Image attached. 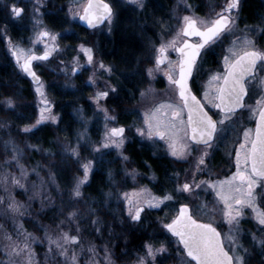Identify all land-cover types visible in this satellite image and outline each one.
Instances as JSON below:
<instances>
[{
  "label": "rangeland",
  "instance_id": "obj_1",
  "mask_svg": "<svg viewBox=\"0 0 264 264\" xmlns=\"http://www.w3.org/2000/svg\"><path fill=\"white\" fill-rule=\"evenodd\" d=\"M4 1L9 5L13 19L30 32L25 39L16 43L12 42L10 37L5 36V41L12 52L19 47L26 53L28 50H31V54L47 50L52 54L51 60L35 62L42 79L38 84H32L37 112L35 120L30 124L36 126L31 130L42 125L57 126L65 119L62 129L66 131L63 133H74V135L72 139L59 144V154L65 159L59 161L58 164L62 166L65 160L67 164L69 162L71 165L78 166L79 172L72 174L67 188L65 187L61 192V187L57 185L52 172L50 180L43 174L31 171L21 163L20 159L24 154L22 148L10 141L7 142L6 146L12 153L7 159L11 167H5L6 170L0 172V198L3 199L0 203V264H26V253L12 254L11 247L14 244L22 247L25 236H28L32 251L31 264H41L37 253L39 245L43 249L44 264H73L71 259H66L59 254V249L55 244L50 245L49 237L55 240L61 232L76 235L77 228H79V243L67 246L69 257L75 251L76 264H115V259L112 257V250L116 246L115 238L118 236L123 240L128 239L126 234L118 233V228L113 227L114 222H117L119 212L122 213V224L128 221L133 225L124 193H128L140 205H146L147 210L165 209V216L169 206H172L170 212L175 215L177 205L187 198L194 199V202L204 210L212 204L215 209L225 211L223 203L212 187L201 184L198 190L193 189L191 192H178L176 189L185 182L191 184L196 175H198L197 183H199L200 181L225 180L235 173L236 152L240 150V144L244 142L245 131L252 130L249 135L253 136L257 116L252 113L251 109L256 106V100L264 96V67L261 64L254 78H250L247 82L248 94L244 107L236 112L230 121H225V131L222 134L218 132L212 146L207 148L205 166H201L200 171H196V162L205 146L190 144L186 157L177 158L171 155L167 139L161 140L155 135L151 138L147 135L141 136L137 129H146L145 113H150L159 103H181L177 87L169 82L164 71L154 70L151 76L148 74L149 68H155L157 49L160 44L167 43L176 37L182 27L184 16L204 22L213 20L221 7L226 5L227 0H207L208 13L205 17H200L195 13L190 0H167V3L166 1L162 4L157 3L159 4L157 8L149 6L153 5L152 0H141L143 7L133 3L132 0H109L114 6L111 24L106 21L104 25L87 32H83L79 24V16L86 0H66L62 3H55L52 0ZM13 5L23 9L20 16L13 15L11 11ZM51 16L56 17L57 20L52 19L51 22ZM234 17L235 25L231 26L230 31L223 32L213 46L214 48L208 51L211 53L209 57L214 64L205 63L204 53L196 72V87L201 100L217 120L221 118L220 110L214 108L209 101L214 99V93L222 79L217 82L212 80V77L217 73L221 76L224 74V57L230 55L229 49L242 50L246 47L245 41L251 40L255 49L264 51V46L259 43L260 27L257 25L241 26L238 23L239 14L235 13ZM42 31L55 35V40L49 37L37 39ZM121 33L136 39L140 47L134 49L130 61L126 56L117 54V35ZM180 43L181 40L178 39L177 46ZM81 45L92 49L91 63H88L87 55L81 50ZM167 55L174 64L179 59L177 52L172 49L168 50ZM13 57L20 65L24 61L23 57L19 61L15 56ZM101 63L106 67H111L112 71L107 72L100 68ZM161 68L167 70V64L162 65ZM38 88L40 91H37ZM100 91H107L108 96L97 101L96 94ZM205 92L209 94L208 100L205 99ZM134 93L135 97H133ZM141 93L144 95L142 96ZM58 95L67 96L69 99L67 98L66 103H62L58 100ZM45 99L48 101L47 105L44 103ZM62 106H66L65 117L64 114L61 115ZM42 109H50L44 111L43 114L56 119H45L37 124L36 122L41 119ZM102 109H107V115L115 119L106 120ZM183 119L187 121L186 111L183 113ZM0 125H2L0 126L1 131H7L6 123L0 121ZM113 127L125 129L123 146L120 149L114 146L101 147L106 131ZM177 139L178 141L182 139V135ZM131 143L150 150L153 159L161 158L170 163V167L165 165L164 177L166 178L163 183L160 185L158 182L156 185V189H160L159 192L153 187L156 180L154 172L149 170L147 175H143L135 167L127 152ZM13 147H15V152ZM72 148H78V159L71 154L70 149ZM94 148H99V151H93ZM14 156L15 159H13ZM125 156L127 159L123 158ZM220 158L226 161V166L231 169L230 174L222 175L212 170L211 165L220 162ZM89 160L92 161V168L88 174V180L80 188L81 196L74 197L72 190L77 180L84 176L81 164ZM179 162H184V165L182 166ZM109 163L112 165L111 169L109 168V178H106L108 188L103 193L101 202L98 201L99 206L89 197L86 186L90 184L93 170L99 164L108 166ZM21 167L27 173L26 176L21 174ZM52 167H54L53 162H51ZM13 176L20 180L23 187L12 184ZM4 177L8 178L7 183L3 182ZM262 185H264V180H258L254 188L255 204L260 212H264V187ZM166 195L172 198L164 200L159 207H148L145 203L152 197L162 198ZM13 199L20 206L19 212H13L8 207ZM58 200L64 201V204ZM50 204L52 209L64 205L68 208L67 211H63L60 224L44 226L42 235L27 231L24 228L23 218L31 213L34 205L40 208V206L47 207ZM106 206L112 207L110 214L104 210ZM72 211H75L77 215L74 219H69L68 213ZM242 211L257 218V212L250 207H244ZM57 212L59 216L62 214L60 210ZM118 219L120 221L119 217ZM85 228L93 231L92 234H85ZM6 235L11 236V241L5 238ZM90 248H93L94 252L89 251Z\"/></svg>",
  "mask_w": 264,
  "mask_h": 264
},
{
  "label": "snow or ice",
  "instance_id": "obj_2",
  "mask_svg": "<svg viewBox=\"0 0 264 264\" xmlns=\"http://www.w3.org/2000/svg\"><path fill=\"white\" fill-rule=\"evenodd\" d=\"M132 2L143 7L141 0H132ZM239 3L240 0H227L222 11L216 14V18L207 22L198 21V19L190 16H184L182 27L176 37L167 43H161L157 49L158 55L156 56L155 68L148 69L150 76L154 70L165 72L169 82L177 87L181 103H159L150 113H145L146 129L138 128L137 132L141 136L147 135L149 138L155 135L161 140L167 139L171 155L177 158L186 157L189 153L190 144H203L205 148L197 159L196 171H200L201 166H205V157L208 155L207 148L212 146V142L216 139L218 132L222 134L225 131V121H230L235 115L236 110L244 107L243 98L248 94L246 83L248 78H254L257 63L259 62L264 67V51L256 50L253 46V41L246 40V47L242 50L229 49L230 55L224 57V74L221 76V74L217 73L212 77V80L217 82L221 79L223 80L222 85L214 93V99L209 101L214 108L220 110L221 118L219 120H214L204 110V106L192 95L191 89L188 86V79L191 76L192 67L200 54V50L206 44H209V42H214L223 32L231 30V26L235 25V17L232 13L234 10H238ZM11 11L14 16H20L23 13L22 8H17L14 5ZM82 12L83 15H80V19L87 21L90 27H96L97 24L104 21L111 24L113 9L104 0H87V3L82 6ZM191 36L199 37V42L190 43L187 39H183V37ZM44 37H49L53 41L56 38L50 32L42 31L38 34L37 39ZM178 39L181 40L179 46H177ZM169 49H172L179 55V59L175 64L168 59L167 53ZM81 50L87 55L88 63H91L93 59L92 49L81 45ZM12 55L17 58V61L23 57L24 63L21 67L38 81L35 73L31 70V61L46 60L50 52L46 50L43 56H35L31 54V50H28L26 53L24 49L17 47L13 50ZM165 64H167V70L161 68ZM100 68L105 69L107 72L112 71L111 67H106L103 63L100 64ZM37 91H40V89L38 88ZM141 95L143 96L144 93H141ZM204 95L205 99L208 100V92H205ZM107 96V91L97 92L96 100L99 101L101 98ZM5 103L8 107L14 106L11 98H8ZM44 103L47 105L48 101L45 99ZM185 109L187 110V121L183 119ZM46 110L50 109L41 110V119L36 122L37 124L45 119H56L53 116H45L43 113ZM102 111L105 112L106 120L115 119V117L107 115V109H102ZM251 111L258 117V122L254 136L250 137L249 135L252 130L245 131L244 133V142L240 144V150L236 152L235 173L225 180L215 182L200 181L196 183L195 180H193L192 184L185 182L176 189L178 192H191L193 187L199 188L201 184L214 188L216 196L219 197V200L224 205V214L230 224L233 222L238 224V218L241 216L242 209L250 207L257 212L259 224L264 225V212L257 210L255 204L256 196L254 194L257 181L264 180V96L256 100V106ZM35 126L26 125L23 131L29 132ZM189 128L191 129L190 134ZM124 132L125 129L123 127L108 129L101 147L114 146L120 149L124 143ZM181 135L182 139L178 141L177 138L181 137ZM13 151L15 152V147H13ZM93 151H99V148H94ZM70 152L74 157L79 158L78 148H72ZM123 158L127 159L126 156ZM13 159H15V156ZM81 167L84 171V176L77 180L72 190L74 197L81 196L80 188L88 180L92 161L89 160L82 163ZM21 174L23 176L27 175L22 167ZM7 179V177H4L3 182L7 183ZM12 184L23 187V184L15 176L12 177ZM124 198L128 202V212L131 219L135 221L140 220L141 212L144 210L143 207L137 201H134L128 193H124ZM171 198L170 195L162 198L152 197L145 203H147L148 207H159L160 203ZM2 202L3 199L0 198V203ZM8 207L13 212H19L20 206L14 199L11 200ZM76 215L75 211L68 213L69 219H74ZM93 223L96 222L93 221ZM165 227L179 238L184 249L187 250V255L192 257L197 264H245L244 256H232L224 250L220 233L211 224H200L193 220L188 215L187 206L182 207L180 215L171 223L166 224ZM5 238L11 241V236L6 235ZM79 239V228H77L76 235L61 232L55 240L49 237V242L50 245L55 244L61 256L71 259L73 264H76V253L73 251L69 257L67 246L78 244ZM253 239L256 240L255 237ZM229 240L232 241L233 237L230 236ZM257 242L264 248V239ZM11 247L12 254L20 255L21 253H26V264H31L32 251L28 243V236H25L22 247L15 244ZM146 249L147 255L153 260L157 253L166 251L163 246L153 250L151 245H146ZM89 251L94 252V249L90 248ZM244 251L247 252L246 249ZM140 264H145L143 258L140 259Z\"/></svg>",
  "mask_w": 264,
  "mask_h": 264
},
{
  "label": "trees",
  "instance_id": "obj_3",
  "mask_svg": "<svg viewBox=\"0 0 264 264\" xmlns=\"http://www.w3.org/2000/svg\"><path fill=\"white\" fill-rule=\"evenodd\" d=\"M52 1L55 3H62L66 0ZM165 1L167 3V0H152L151 2L153 5L149 6H151V8H157L159 6L157 3L162 4V2L165 3ZM190 1L195 8V13L200 15L208 13L207 0ZM50 19L51 22L53 21L52 19L57 20L54 16H51ZM238 23L241 26L257 25L260 27L259 43L264 46V0H243ZM81 30L85 32L82 27ZM29 34L30 32L26 27L20 26V23L13 19L7 2L0 0V121L8 125L7 131L0 130V172L11 167L7 159L11 157L12 151L6 146L7 142L10 141L22 148L24 152L20 159L22 164L28 169H31V171L33 170L36 173L47 176V179L50 180L52 172L62 192L65 187L67 188L72 174H78L79 172L78 166L71 165L69 162L67 164L65 160L62 166L58 164L59 161L65 159L59 154V144L64 143L68 139H72L74 133H63V131H66V129H62L65 119L57 126L42 125L29 132L23 131L24 127L30 125L36 118L37 109L34 93L31 81L23 74L21 66L15 61L12 50L5 41V36L10 37L11 41L16 43L25 39ZM217 40L207 46L203 52V54L205 53L206 55L207 62L205 61V63L207 64H214V61L209 57L210 52L208 51L214 48L213 46L218 42ZM138 47L137 40L132 39L129 35H125V33L117 35L116 48L118 49V55L126 56L130 61L132 60L134 49H138ZM214 51L216 50L214 49ZM57 97L62 103H66L69 99L67 96L58 95ZM8 98L12 99L14 103L13 107H8L6 105L5 101ZM65 107L66 106L61 109V115L64 114V117L66 116ZM127 152L133 160L135 167L143 175H147L149 173L148 171L152 170L157 179L164 177L165 165H168V163L161 160V158H158V160L155 158L153 159L150 150L140 148L137 144L131 143L127 148ZM51 162H53L54 166L52 168ZM106 165L107 164H99L98 167L93 170L90 184L86 186L89 197L97 204L98 201L101 202L103 193L106 191V188H108L106 178H109V170L111 169L112 163H109L108 166ZM58 201L64 204V201ZM98 205L100 206V204ZM58 210L62 213L60 216L58 215ZM64 210H68L66 205L56 209H52L51 204L47 207L40 206V208L34 205V208L31 209V213L23 218L24 228L29 232L42 235L44 226L60 224ZM104 210L110 214L112 207L106 206ZM116 219L117 222H114V229L118 228L120 225L118 218ZM92 232L93 231H90L89 228L84 229L85 234L87 233L90 235ZM125 234L126 237L130 238L127 233ZM128 240L131 241V239ZM39 246L41 247V245ZM40 247L39 250L37 249V253L40 263L44 264L43 249ZM119 254L120 252L115 246L112 250L113 259L117 260L116 257H118Z\"/></svg>",
  "mask_w": 264,
  "mask_h": 264
},
{
  "label": "flooded vegetation",
  "instance_id": "obj_4",
  "mask_svg": "<svg viewBox=\"0 0 264 264\" xmlns=\"http://www.w3.org/2000/svg\"><path fill=\"white\" fill-rule=\"evenodd\" d=\"M109 1V0H108ZM243 0H240L238 10H234L232 15L234 16L235 13L240 14V8ZM225 4L221 7V9L217 12H221L224 8ZM216 13V14H217ZM197 14V13H196ZM215 14V15H216ZM200 17H205V15H200ZM81 26V25H80ZM199 26V25H198ZM85 32L94 30L87 29L81 26ZM223 34V33H222ZM221 34V35H222ZM220 35V36H221ZM219 36V37H220ZM185 39H190L189 37H185ZM193 42H198L199 37L191 38ZM206 49V48H205ZM178 54V53H177ZM201 56L197 64L195 65L193 75L191 77V87L192 90L200 97L197 85V68L201 61ZM179 56V55H178ZM51 60V56L49 58ZM34 68L36 69L35 63ZM136 93V92H135ZM133 94V97L136 94ZM211 111V110H209ZM212 112V111H211ZM254 136V133H253ZM214 142V141H213ZM212 142V143H213ZM204 146V145H200ZM226 149V148H225ZM166 161L165 159H162ZM220 162L213 163L211 165L212 170L221 173L222 175H228L231 173V169H228L226 161L220 158ZM167 162V161H166ZM168 165L170 164L167 162ZM182 166L184 162H179ZM224 164V165H223ZM170 167V166H169ZM221 170V172H220ZM166 175V174H165ZM197 177H193V180L197 183ZM157 179L155 182V191L159 192L160 189H156V185L159 182L160 185L163 183L164 179ZM193 180L191 184L193 183ZM157 181V182H156ZM194 190H198L199 188L193 187ZM195 200L192 198H187L183 200L181 204L177 205V211L172 214L170 211L169 206L167 210V215L165 216V209H149L147 210L146 205H141L143 207V212H141L140 220L138 221H131L133 225L126 221V224H122V213L119 212L117 218L118 222L120 223V228L118 227V233H127L131 239L130 240H123L122 237H116L115 245L117 250H119L120 254L118 255L117 260H115V264H140V259L143 258L145 264H196L195 261L190 259L185 252L182 244L179 242L178 237H176L171 231H169L165 225L171 223L179 213L180 206L186 205L189 207L191 215L202 222H206L211 224L215 227L221 234L223 244L227 251L232 255H241L245 257V264H264V248L257 242L261 239H264V227L259 224L258 219L253 216L249 215L246 211L241 212V216L238 218L239 223L233 222L230 224L228 222V218L225 216V211H219L215 209L212 204L206 207L204 210L199 204L194 202ZM177 204V203H176ZM175 207V206H174ZM114 214V212H112ZM166 217H171L170 219ZM124 219V218H123ZM169 219V220H168ZM233 237V240L230 241L229 237ZM256 238V240L253 239ZM146 245H151L153 250L160 248L163 246L166 251L163 253H157L155 259L153 260L151 257L147 255ZM247 250L245 252L244 250Z\"/></svg>",
  "mask_w": 264,
  "mask_h": 264
},
{
  "label": "water",
  "instance_id": "obj_5",
  "mask_svg": "<svg viewBox=\"0 0 264 264\" xmlns=\"http://www.w3.org/2000/svg\"><path fill=\"white\" fill-rule=\"evenodd\" d=\"M104 2L105 3H108V4H110L111 5V7H112V9H113V12H114V8H113V6H112V4L109 2V1H107V0H104ZM86 3H87V0H86ZM85 3V4H86ZM84 4V5H85ZM80 15H83V12L81 11V14ZM106 21H104L103 23H100V24H97L96 25V27H99V26H102L104 23H105ZM79 23H80V25L81 26H83V27H85V28H87V29H93V28H95V27H90L89 25H88V23H87V21H85V20H81L80 19V16H79ZM193 37H195V36H191V37H189L190 39H187L190 43H197V42H193L192 40H191V38H193ZM200 39V38H199ZM199 42V41H198ZM210 43V42H209ZM206 45H208V44H206ZM206 45L204 46V48L206 47ZM204 48H202L201 50H200V54H199V56L196 58V61H195V64L193 65V67H192V73H191V76L189 77V79H188V86H189V88L191 89V93H192V95H194L195 97H196V99L197 100H199L200 101V103L204 106V110L206 111V112H208V114L210 115V116H212V118L214 119V120H216V118L208 111V109L205 107V105L203 104V102H202V100L199 98V96L192 90V87H191V77H192V75H193V71H194V68H195V65L197 64V62H198V59H199V57H200V55H201V53H202V51H203V49ZM257 50V49H256ZM43 54H44V52H42V53H32V55H35V56H43ZM50 56H51V54L48 56V58L47 59H49L50 58ZM46 59V60H47ZM36 60H32L31 61V70L35 73V75H36V77L38 78V81L36 80V79H34L33 78V76L32 75H30L28 72H25L24 70H23V68H22V70H23V72L25 73V75L31 80V82L32 83H34V84H38L40 81H41V77L36 73V71H35V69H34V66H33V64H34V62H35ZM24 63V61L21 63V65ZM258 65H259V62L257 63V67H258ZM257 67H256V69H257ZM256 69H255V71H256ZM255 71H254V74H255ZM249 79V78H248ZM222 83H223V80L221 81V84L220 85H222ZM246 88H247V83H246ZM247 91H248V89H247ZM177 93H178V96H179V92H178V89H177ZM247 96V95H246ZM246 96H244V98H243V104H245V99H246ZM241 108H239V109H237L236 110V112L237 111H239ZM185 111H186V114H187V110L185 109ZM257 122H258V117H256V122H255V127H254V133H255V129H256V125H257ZM190 132H191V129L189 128V134H190ZM200 145H203V144H200ZM184 206H186V205H182V206H180V209H179V213H178V215L176 216V218L180 215V210H181V208L182 207H184ZM187 208H188V215L189 216H191V218L193 219V220H195L197 223H200V224H209V223H206V222H202V221H199V220H197V219H195L192 215H191V212H190V209H189V207L187 206ZM175 218V219H176ZM213 227V226H212ZM213 228H215V227H213ZM216 229V228H215ZM217 230V229H216ZM217 232H219L218 230H217ZM220 233V232H219ZM179 239V238H178ZM220 239H221V241H222V244H223V240H222V237H221V234H220ZM180 242V241H179ZM181 243V242H180ZM182 244V243H181ZM182 246H183V244H182ZM223 247H224V250L225 251H227V249L225 248V246H224V244H223ZM183 248H184V246H183ZM185 252H186V254H187V250L185 249ZM228 252V251H227ZM229 253V252H228ZM229 255H231L230 253H229ZM190 259H192V257H190V256H188ZM193 260V259H192ZM193 261H195V260H193ZM196 262V261H195ZM196 264H197V262H196Z\"/></svg>",
  "mask_w": 264,
  "mask_h": 264
}]
</instances>
